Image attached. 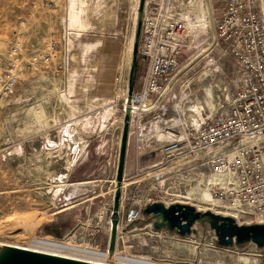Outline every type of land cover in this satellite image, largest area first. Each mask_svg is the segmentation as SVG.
Masks as SVG:
<instances>
[{
    "label": "rangeland",
    "instance_id": "obj_1",
    "mask_svg": "<svg viewBox=\"0 0 264 264\" xmlns=\"http://www.w3.org/2000/svg\"><path fill=\"white\" fill-rule=\"evenodd\" d=\"M210 1H171L176 12L188 14L189 24L180 56V73L163 100L166 114L160 124L163 131L152 137L157 146L167 140L164 128L176 126L183 130L191 124L197 126L204 117H215L218 101L239 86V65L225 45L216 43L208 49L221 13V1ZM45 2L50 5L45 6ZM139 3V0H0V52L9 49L15 29L20 26L28 58L35 53H50L47 48L51 43L58 44L52 62L39 60L22 75L13 99L23 100L15 104L13 112L3 115V109L0 117V242L114 264H264V247L254 242L219 245L215 231L201 223L196 224V232L186 235L151 225L152 235L143 233L141 238L134 239L131 236L135 247L130 254L106 253L118 189L125 113L119 107L122 117L116 119L119 112L118 115L105 105L115 86L120 97L124 90L128 92ZM258 10L264 19V0H258ZM66 50L69 72L57 73L55 69L62 63ZM144 75L145 67L138 59L135 88L142 86ZM72 79L76 94L73 102L60 100L61 119L68 118L70 110L81 113L77 120L82 121L76 122L80 130L91 131L102 125L110 133L119 127L115 149L107 131L104 146L99 148L97 142L92 147L95 152L91 146H84L75 165L74 160L69 165L67 150L59 151L55 146L56 128H53L64 122L54 120L53 104L59 99L64 83ZM94 79H98L99 86L101 80L113 85L85 95L84 89L91 88ZM104 111L103 121L97 116L88 117ZM133 129L132 125L129 158L135 156L136 149ZM144 158L152 165L138 175L137 169L126 168L125 164L120 217L142 195L160 202L169 200L174 187L188 193L191 198L185 200L197 209L211 210L208 191L191 170L171 169L168 165H174L172 160L160 154ZM163 166L168 167L161 169ZM148 171L151 174L147 176ZM125 182L129 184L126 186ZM55 211L58 213L54 214ZM143 220L153 224L146 215ZM159 230L163 233H156ZM124 245L121 239L117 240L118 251H124Z\"/></svg>",
    "mask_w": 264,
    "mask_h": 264
},
{
    "label": "built area",
    "instance_id": "obj_2",
    "mask_svg": "<svg viewBox=\"0 0 264 264\" xmlns=\"http://www.w3.org/2000/svg\"><path fill=\"white\" fill-rule=\"evenodd\" d=\"M48 1V0H47ZM51 1V0H50ZM172 0H146L140 46L139 62L145 67L142 86L135 88L131 104L127 96L120 103L123 113L131 108V129L134 126L135 141L144 138L145 126L151 125L150 136L163 131L160 124L165 117L163 100L174 85L157 103L174 76L180 71V56L184 51L189 16L179 14L171 5ZM224 6L216 21L217 44H224L236 59L241 78L233 93L225 94L218 101V114L202 118L196 126L164 128L167 140L148 155L160 154L171 169L180 171L186 167L204 184L208 191L211 210L232 216L239 224L264 223V19L258 10V0H224ZM50 5L49 2L44 3ZM22 26L15 29L9 49L0 52V117L3 109L16 95L22 75L34 68L39 60L50 63L57 42L47 49L50 53H35L31 57L25 51ZM67 60L55 69L66 72ZM128 83V81H127ZM128 94V93H127ZM184 126L183 123H180ZM65 136L75 141L65 131ZM138 156V155H137ZM140 159L137 160V163ZM155 164V163H154ZM146 163L136 167V175L148 168ZM168 166H163L165 169ZM207 168L208 171L202 168ZM151 171L147 172V176ZM188 177V174L184 177ZM194 179V178H193ZM196 179V178H195ZM126 183V182H125ZM129 183H126V186ZM169 200L163 203H191L188 193L173 188ZM140 196V195H139ZM145 195L133 200L126 213L120 217L117 240L132 250L131 242L135 226L144 218L143 209L158 199ZM214 207V208H213ZM57 211L54 212V214ZM111 222V221H110ZM148 224V223H147ZM150 226L153 224L149 223ZM130 227V228H129ZM152 229L148 235H152ZM159 230L158 234L163 233ZM127 243V244H126ZM115 249L114 252H116Z\"/></svg>",
    "mask_w": 264,
    "mask_h": 264
},
{
    "label": "water",
    "instance_id": "obj_3",
    "mask_svg": "<svg viewBox=\"0 0 264 264\" xmlns=\"http://www.w3.org/2000/svg\"><path fill=\"white\" fill-rule=\"evenodd\" d=\"M138 20L135 33L133 59L129 76V88L127 94V103L131 104L133 93L136 85V71L139 59V46L144 17V10L146 0H139ZM209 2H211L209 0ZM211 7V3H210ZM217 43L216 28L213 34V43L208 49L213 48ZM180 71L174 76L169 83L157 103L167 93L170 87L174 84ZM131 127V108L128 106L125 110L123 119V128L121 136V145L119 153V165L117 172L118 189L115 198V206L113 210L111 238L109 241L108 250L113 254L116 249L118 225L120 221V198H121V185L124 175L126 164L128 144L130 137ZM119 127L114 133V146H116L117 134ZM144 215L148 216L153 221L155 228H166L171 232L186 235L191 232H196V224L201 223L206 227L214 230L217 236V243L219 245H244L250 242L256 243L259 247H264V223L258 224H239L232 216L222 215L212 210L201 211L194 205L189 203H174L166 206L163 202L157 201L149 203L143 209ZM6 264H88L79 261H73L56 256L45 254H38L28 251H18L12 255Z\"/></svg>",
    "mask_w": 264,
    "mask_h": 264
},
{
    "label": "crops",
    "instance_id": "obj_4",
    "mask_svg": "<svg viewBox=\"0 0 264 264\" xmlns=\"http://www.w3.org/2000/svg\"><path fill=\"white\" fill-rule=\"evenodd\" d=\"M221 1V11L223 9V6H224V0H220ZM221 14V13H220ZM64 53L66 54L64 56ZM67 54H68V51H64L63 52V59L62 60H67L68 63H70L69 61V58L67 59ZM69 70V65H68V69H67V72ZM66 73V72H65ZM75 76V75H74ZM75 79H72V80H68L67 82L64 83L63 85V88H62V92L60 93V96H59V99L58 100H55V103L53 104V111H54V120H57V118L61 119V110H60V100L62 99L65 103H68V102H73V98L75 96L76 93H74L75 91V87H72L71 84H74ZM77 83V82H76ZM101 85L99 86L98 85V79H94L92 84H94L93 86L90 87H87V89L85 88L84 89V94L85 95H92V91L95 90L94 94H96L97 92H99L102 88H105V86H108L109 85H113V83L111 82H106L105 80H101L99 82ZM105 84V85H104ZM104 85V86H103ZM136 86V85H135ZM70 88H72L73 91L70 90ZM116 90L114 89L113 90V94L112 96H107L108 97V101L106 103V107H108V109H113V110H116L117 111V114L119 112V116H115L116 119H121L122 115H121V112L119 110V107H120V101L119 100L120 98H123V96L127 95V90L125 91L124 90V93L121 94V97L119 96L120 95V92L117 90V86H115ZM112 91V90H111ZM108 94V93H107ZM14 98V97H13ZM11 99L9 101V103L5 106L4 108V114H8L10 112H13V109L15 107V104H17L18 102L22 101V100H18V99ZM115 98V100H114ZM21 103V102H20ZM89 111H87V114H88ZM84 113V112H82ZM77 115H80L81 116V113H76V112H71L70 110L68 111V118H62L61 121H64L63 123L61 124H56L55 126H53V128L55 129L54 132L56 133L55 137V146L59 149V151H64V150H67V153H70L69 156V165H70V160H74V162L72 163L73 165H75V163L77 162V159H76V156H81L82 153L84 152V146H91V149L93 152H95V148L93 149L92 147H94V144H96L98 142V144L96 146H98L99 148L103 147L104 144L106 143L105 141V136L107 134V131L108 130H105L104 128H102V125L100 126V128H97L98 126H95L94 129H92L91 131L88 130V131H85L83 128V130H80V128L77 127V123L78 121H82V119H79L77 120ZM105 115V111L104 112H101V113H96V114H91L89 115L88 117L93 119L92 117H95L97 116L100 117L99 119L100 120H104L102 117ZM56 116V117H55ZM124 117V116H123ZM96 119V117H95ZM77 120V121H75ZM63 124V125H62ZM62 125V126H61ZM88 125V123L86 124H83L82 126L83 127H86ZM96 125H97V122H96ZM91 126H89L90 128ZM147 127L148 126H145L143 132H144V136L145 138L139 143V144H134L135 145V156H132V158H129L130 157V146H128V153H127V159H126V168H135L140 164H144V163H148V160L147 158H144L146 156H148V154L150 152H152L153 150H155L156 146H157V143L156 141H154V139L150 136V130H147ZM88 129V128H87ZM117 129V128H116ZM68 131L70 135H73L74 138H75V141H72L71 139H69L68 137L65 136V131ZM87 132H91V133H87ZM49 132H47L46 135H48ZM114 133H115V128H114V131L110 132L108 131V134L110 135L111 139L109 141H111V145L114 146ZM79 139V140H78ZM135 141V140H134ZM83 148V149H82ZM66 153V154H67ZM89 153V150H87L85 152V155L87 156V154ZM75 155V156H74ZM84 155V154H83ZM138 155V156H137ZM73 156V157H72ZM72 157V158H71ZM140 159L137 163V160ZM147 161V162H146ZM58 213V211H57ZM56 214V213H55ZM133 230V236L136 238V237H139L141 238L143 236V233L145 234H148L151 230V226L150 224L144 222L143 221H140L138 222L135 227L132 228ZM135 230H140L139 232H136ZM174 233V232H172Z\"/></svg>",
    "mask_w": 264,
    "mask_h": 264
},
{
    "label": "bare ground",
    "instance_id": "obj_5",
    "mask_svg": "<svg viewBox=\"0 0 264 264\" xmlns=\"http://www.w3.org/2000/svg\"><path fill=\"white\" fill-rule=\"evenodd\" d=\"M138 9H139V7H138ZM137 20H138V16H137ZM133 47H134V44H133ZM111 227H112V225H111ZM0 246H2V251L0 252V264H6L8 262V260L12 257L13 254H15L16 252L21 251V250L28 251V252H34V253H38V254L56 256L59 258H65V259L84 262V263H88V264H114L113 262H110V261H108V262L97 261V260L82 258V257H78V256H72V255L60 254V253H56V252H49V251H44V250L33 249V248L18 245V244L0 242ZM116 249H117V246H116ZM117 252L124 253V254L125 253L130 254V253H128L129 250H124V251H118L117 250L113 254H110L109 250L106 251V253H108L109 256H112V255L116 254Z\"/></svg>",
    "mask_w": 264,
    "mask_h": 264
},
{
    "label": "trees",
    "instance_id": "obj_6",
    "mask_svg": "<svg viewBox=\"0 0 264 264\" xmlns=\"http://www.w3.org/2000/svg\"><path fill=\"white\" fill-rule=\"evenodd\" d=\"M49 233H51V231Z\"/></svg>",
    "mask_w": 264,
    "mask_h": 264
}]
</instances>
